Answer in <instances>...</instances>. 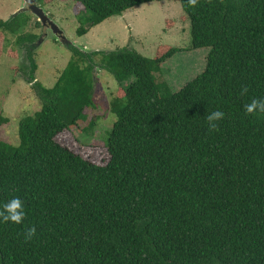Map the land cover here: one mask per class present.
Wrapping results in <instances>:
<instances>
[{"label": "trees", "instance_id": "1", "mask_svg": "<svg viewBox=\"0 0 264 264\" xmlns=\"http://www.w3.org/2000/svg\"><path fill=\"white\" fill-rule=\"evenodd\" d=\"M75 1L83 37L162 0ZM180 2L193 49L208 56L177 92L156 74L181 48L149 59L129 48L87 52L72 44L46 88L33 58L42 35L25 33L32 18L0 20V30L26 47L27 78L41 101L21 119L18 146L0 140V206L18 197L25 211L20 225L0 222V264H264V115L245 113L252 99H264V0ZM97 69L122 95L112 102L105 165L57 142L95 107ZM216 110L225 117L209 132L205 117Z\"/></svg>", "mask_w": 264, "mask_h": 264}, {"label": "rangeland", "instance_id": "2", "mask_svg": "<svg viewBox=\"0 0 264 264\" xmlns=\"http://www.w3.org/2000/svg\"><path fill=\"white\" fill-rule=\"evenodd\" d=\"M36 0V5L52 19L63 32L59 37L50 27H36L37 17L29 11L32 23L25 33H36L33 58L37 64L35 77L46 88H52L72 57L69 44L87 52L106 53L129 48L142 56L154 59L164 47L181 48L161 66L156 74L159 83L166 82L177 92L203 72L208 49H193L191 25L180 0L150 2L127 10L122 16L112 17L79 37L75 0ZM27 8L26 0H0V20L8 21L18 10ZM77 13V12H76ZM18 35L0 30V140L18 146L19 123L22 118L41 109V101L32 82L26 47L18 44ZM95 74V107L85 110L86 119L64 132L57 142L79 153L97 165L109 161L105 146L116 116L112 102L121 98V89L115 78L105 70ZM7 120L6 122H4Z\"/></svg>", "mask_w": 264, "mask_h": 264}, {"label": "clouds", "instance_id": "3", "mask_svg": "<svg viewBox=\"0 0 264 264\" xmlns=\"http://www.w3.org/2000/svg\"><path fill=\"white\" fill-rule=\"evenodd\" d=\"M207 2L211 3V0H207ZM187 3L190 7L195 8L198 6L199 0H187ZM247 91L248 89L246 87H242L241 95H245ZM245 113L248 116L264 115V99H252L249 104L245 105ZM224 117L225 114L220 110L208 113L205 117V120L207 122L209 132L218 131L219 121L223 120ZM24 219V203L20 198L13 197L11 200L0 206V222L20 225L23 223ZM35 235L36 228L34 226L27 228L24 232L25 241L31 240Z\"/></svg>", "mask_w": 264, "mask_h": 264}, {"label": "water", "instance_id": "4", "mask_svg": "<svg viewBox=\"0 0 264 264\" xmlns=\"http://www.w3.org/2000/svg\"><path fill=\"white\" fill-rule=\"evenodd\" d=\"M26 6L27 8L19 10L16 14H19L23 11H31L38 18V21L41 22L42 25L50 27L55 34H57L59 37H63V32L49 18V16L44 12V10L36 5V0H26Z\"/></svg>", "mask_w": 264, "mask_h": 264}, {"label": "crops", "instance_id": "5", "mask_svg": "<svg viewBox=\"0 0 264 264\" xmlns=\"http://www.w3.org/2000/svg\"><path fill=\"white\" fill-rule=\"evenodd\" d=\"M21 10H22V9H21ZM18 11H19V10H18ZM18 11H17V12H18ZM17 12H16V13H17ZM16 13H15V15H17ZM24 13H25V12H24Z\"/></svg>", "mask_w": 264, "mask_h": 264}, {"label": "flooded vegetation", "instance_id": "6", "mask_svg": "<svg viewBox=\"0 0 264 264\" xmlns=\"http://www.w3.org/2000/svg\"><path fill=\"white\" fill-rule=\"evenodd\" d=\"M24 12V11H23ZM29 11L25 12V13H28ZM47 27V26H46Z\"/></svg>", "mask_w": 264, "mask_h": 264}]
</instances>
